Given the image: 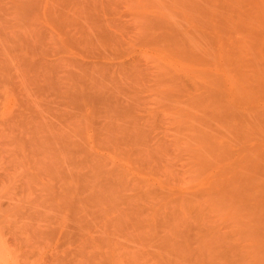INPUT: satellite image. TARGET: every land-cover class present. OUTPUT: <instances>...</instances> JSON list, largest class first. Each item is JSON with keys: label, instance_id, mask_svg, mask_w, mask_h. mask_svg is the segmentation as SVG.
I'll list each match as a JSON object with an SVG mask.
<instances>
[{"label": "rangeland", "instance_id": "rangeland-1", "mask_svg": "<svg viewBox=\"0 0 264 264\" xmlns=\"http://www.w3.org/2000/svg\"><path fill=\"white\" fill-rule=\"evenodd\" d=\"M263 75L264 0H0V264H264Z\"/></svg>", "mask_w": 264, "mask_h": 264}, {"label": "bare ground", "instance_id": "bare-ground-1", "mask_svg": "<svg viewBox=\"0 0 264 264\" xmlns=\"http://www.w3.org/2000/svg\"><path fill=\"white\" fill-rule=\"evenodd\" d=\"M195 10V9H194ZM240 46H242V45H240ZM244 46H245V43H244ZM241 60V59H240ZM244 63V62H243ZM262 74H260V76H261ZM264 76V75H263ZM226 264V263H225Z\"/></svg>", "mask_w": 264, "mask_h": 264}]
</instances>
